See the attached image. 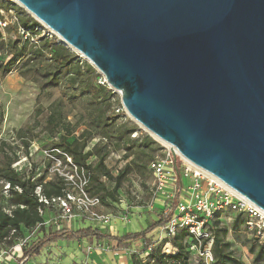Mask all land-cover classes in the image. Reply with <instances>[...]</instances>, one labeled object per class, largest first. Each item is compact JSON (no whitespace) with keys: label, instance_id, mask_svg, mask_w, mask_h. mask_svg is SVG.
Instances as JSON below:
<instances>
[{"label":"water","instance_id":"95a60500","mask_svg":"<svg viewBox=\"0 0 264 264\" xmlns=\"http://www.w3.org/2000/svg\"><path fill=\"white\" fill-rule=\"evenodd\" d=\"M125 113L264 212V0H13Z\"/></svg>","mask_w":264,"mask_h":264},{"label":"rangeland","instance_id":"374dc122","mask_svg":"<svg viewBox=\"0 0 264 264\" xmlns=\"http://www.w3.org/2000/svg\"><path fill=\"white\" fill-rule=\"evenodd\" d=\"M3 6H6L12 12V15L16 17L18 15L31 17L17 4L8 5L3 0H0V7ZM37 23L38 26L35 28V32L38 36L32 37L33 40L37 41L40 38H47L63 46L56 36L48 32L46 33L43 25L39 22ZM1 35L2 39L0 42L3 43L12 40L14 37L11 31H4V37L2 33ZM31 43L33 42L31 41ZM71 52L76 55L81 63L86 62L89 64L79 54ZM7 59L8 56L4 47H0V63L3 65ZM23 60L7 74L3 75L0 71V141H5L12 148L11 151L7 150L11 158L13 154L22 157L24 149L21 141L17 138L16 131L18 129H25L26 126L37 124L32 131L33 137L29 144V147L36 150L30 159L31 170L27 172L31 173L35 178L44 177V181H51L58 176L53 171L54 166L51 167V163L44 156V151L50 148L49 145L51 143L50 137L42 131L44 127L43 117L46 115V111L35 119V110L40 107L45 110L51 102L60 101L63 114L67 117V120L72 124H79L76 131V135H78L85 129L84 123L86 119L80 120V117L85 115V111L89 108L90 103L83 98L81 92L74 91V89H66L64 79H66L68 73L64 74L57 86H47L43 93L39 95L38 83L25 81L18 74ZM82 71L84 72L85 70L82 69ZM94 71L98 75L94 80V84L99 86L103 82V77L95 69ZM85 80L87 81V79ZM108 90L111 91L109 100L110 110L106 116L113 117L115 133L112 134V139H107L109 154L104 163L112 175H116L125 165L129 166V169L120 188L117 190L115 202L107 198L104 203H101L99 211L110 217V225L105 229V233L108 236L117 237L129 232L127 226L131 222L137 223V231H143L151 223L157 222L159 219L163 220V215L158 209L161 205L162 197L154 194L152 186L154 181L153 176L143 164L147 159L149 150L144 149L145 147H140V145L148 137L154 143L150 144V148L152 149L151 154L155 155L163 150L164 143L154 138L148 132H143L141 130L142 127L131 120V118H128L126 113L116 114L114 110L121 106L119 93L110 88ZM70 97L73 98L70 99ZM135 133H137V136L132 138L131 136ZM29 136L31 137V134ZM105 143L106 140L102 141V135L97 134L88 140L87 149L92 148L95 144L100 145ZM87 162L93 163L95 162V158L92 156ZM188 185L189 180L185 179L181 192L182 197L181 195L179 197L183 202L186 200L187 193L185 192V188ZM105 186L107 190H111L113 183L106 181ZM8 203L9 195L4 193L3 189L0 188V207H2L5 213L8 211ZM137 207H141V209H136ZM235 216L236 214L232 212L221 213L216 215L212 221H217L220 226L227 229V241L230 243V248L240 263L253 264V254L249 251L251 245L256 249V245L251 242L252 232L243 224H239L236 230L231 228V223ZM115 220L119 221L120 225H123L121 226L123 227L122 229L117 230L113 226L116 225ZM90 224H92L91 221L81 218L69 223L65 222V226L54 228V231L60 229L76 231L87 228ZM40 237V233L31 230L24 232L21 237L12 238L11 240L7 239L6 242L0 243V264H61L64 259L68 258L70 253L74 254V259L71 260V263L74 261H85L86 259L89 261V264L131 263V253L129 251H117L113 242L104 245L103 243L95 242L93 239H85L79 242H57L56 244L45 245L39 257H32L26 261L22 260L23 251L35 243L37 239L39 240ZM145 241L147 242L143 243L141 240L134 241L129 248L132 251H136L133 254L138 256L141 264H147V259L149 258L148 247L150 246L152 248H160L166 254L174 252L168 242L165 227L156 228L145 237ZM187 242L188 246L192 245L191 241L188 240ZM110 247H112L111 251H105L106 248ZM189 263L203 264V259L197 250L189 251Z\"/></svg>","mask_w":264,"mask_h":264},{"label":"trees","instance_id":"16d2710c","mask_svg":"<svg viewBox=\"0 0 264 264\" xmlns=\"http://www.w3.org/2000/svg\"><path fill=\"white\" fill-rule=\"evenodd\" d=\"M4 3L13 5L9 1H4ZM0 10L9 17L10 10L6 6L0 7ZM37 26L38 23L31 17L18 15L16 21L4 29L7 32L11 31L14 37L6 43L0 42V47H4L8 56L3 65L0 63V71L3 75L7 74L24 59L18 74L25 81L38 83L39 95L43 93L47 86H57L64 74L68 73L66 79H64L66 89L81 92L83 98L90 103L85 115L80 117V120L86 119L85 129L76 135L79 124H72L67 120V117L63 114L60 101L51 102L45 110L42 107L36 109L34 118H38L46 111V115L43 117L44 127L42 131L51 139L49 149H57L68 155L74 165L87 173L89 181L86 190L90 195H98L101 203H104L107 198L115 202L117 190L126 177L129 166L125 165L116 175H112L104 163L109 154L107 139H112V134L115 133L113 117L106 116L110 110L111 91L108 90L107 86H96L94 80L98 75L91 65L86 62L81 63L76 55L64 45L56 44L47 38H40L31 43L30 38L38 36L35 32ZM18 28L27 31L31 37L23 39L18 34ZM1 36L0 31V40L2 39ZM82 69L85 71L83 72ZM35 125H29L25 129L16 131L17 138L21 141L24 151L29 148L32 141V131ZM29 134H31V137ZM97 134L102 135V141L106 140V143L95 144L92 148L87 149L88 140ZM150 144L154 143L146 137L140 145V147L149 150L147 159L143 163L147 169L154 156L151 154ZM7 150L11 151L12 148L5 141H0V183H7L10 188L8 192V210L10 214L5 213L0 207V243L6 242L7 239L21 237L24 232L31 231L42 223L43 218L37 213L38 203L33 195L36 185L42 186V191L46 196L60 195L63 188L60 177L51 181H44V177H37L31 182V176L30 179H25L16 174L11 165L17 159V155L13 154L11 158ZM92 156L95 158V162L88 163L87 160ZM106 181L113 183L111 190H107ZM15 187L20 192L14 191ZM0 188H2L1 185ZM170 217L171 213H168L163 216L162 221L159 220L149 225L147 229L139 233H127L121 237L102 235L90 228L73 232L65 230L49 232L23 251L22 260L26 261L39 256L45 244L57 241H81L92 238L99 241L107 239L114 241L118 250H127L134 240L141 239L142 242H147L145 241L146 235L156 228H162ZM245 222V217L242 214H236L231 223V228L236 230L239 224L245 225ZM38 228H40V231L42 230V226ZM208 230L212 238V264H242L230 248V243L226 238L227 229L220 226L217 221H211ZM188 240L193 243L187 233L176 234L168 240L174 252L166 254L160 248L155 247L149 252L147 264H190ZM251 242L256 245V249L252 245L249 247L250 253L253 254V264H264V241L259 242L252 233ZM130 259V264H141V260L136 254H131Z\"/></svg>","mask_w":264,"mask_h":264},{"label":"built area","instance_id":"2783aa9c","mask_svg":"<svg viewBox=\"0 0 264 264\" xmlns=\"http://www.w3.org/2000/svg\"><path fill=\"white\" fill-rule=\"evenodd\" d=\"M3 1L16 4L13 0ZM15 21L16 16L12 15L11 11H9L8 17L0 10V31L3 37L4 29ZM43 28L47 33L48 29L45 26ZM18 34L23 39L30 38L29 33L21 28H18ZM30 41L36 42L32 38H30ZM101 85L108 87L104 78ZM114 112L116 114L125 113L121 106L115 109ZM126 116L129 118L127 114ZM141 130L147 133L143 128ZM136 136L137 133L131 137L135 138ZM171 149L170 146L164 144L163 150L155 154L148 164V169L154 180L152 185L154 194L162 197V205L158 209L163 216L171 213V217L162 227H165L168 240L178 233H187L193 241L188 250H197L203 259V264H212V238L208 230L210 222L216 215L232 212L242 214L246 220V228L255 235L259 242H263L264 212L218 179L194 167L174 151L180 171V177L178 178L173 168ZM35 150L29 147L24 151L22 157L17 155V159L11 165L12 170L23 178L30 179L31 176V182L34 181L35 177L27 171L31 170L30 159ZM44 156L51 163V167L54 166L53 171L61 178L63 188L60 195L46 196L42 191L41 185L34 187L33 195L38 203L37 213L43 218V221L33 230L37 231L39 226L47 225H53L57 228L60 227L61 222L69 223L81 218L107 228L110 225V217L99 211L101 207L100 197L98 195H90L86 190L89 181L87 173L74 165L68 155L57 149L45 150ZM185 179L189 180V185L185 188L187 193L185 202L180 200L176 203L174 201L168 203L167 200H172L173 196L166 191V188L170 186L176 191L178 187L180 190L182 185L183 189ZM0 185L3 192L8 194L9 185L7 183H0ZM14 191L20 192L17 187L14 188ZM6 213L10 214V211L8 210ZM129 248L127 251L131 254L136 252ZM109 249L106 248L105 251ZM151 249H153L151 246L148 247L149 252ZM74 264H89V261L86 259Z\"/></svg>","mask_w":264,"mask_h":264},{"label":"crops","instance_id":"0c3cea01","mask_svg":"<svg viewBox=\"0 0 264 264\" xmlns=\"http://www.w3.org/2000/svg\"><path fill=\"white\" fill-rule=\"evenodd\" d=\"M180 186V185H179ZM166 191L170 194V195H172L173 196V198H172V200L170 199V200H167V202L168 203H170V201H174V203H176L177 201H180V200H182V199H180L179 197H180V195H181V197H182V185H181V188H180V190H179V187L177 188V190L176 191H174L170 186H168L167 188H166ZM187 197V196H186ZM156 201V200H155ZM162 201V200H161ZM161 203V202H160ZM162 205V204H161ZM160 205V206H161ZM136 209H141V207H137ZM159 220H161V219H159ZM158 220V221H159ZM116 221V225H113L117 230L118 229H122L123 227H121V226H123L122 224L120 225V223H119V221H117V220H115ZM157 221V222H158ZM154 223H156V222H154ZM139 224V223H138ZM151 224H153V223H151ZM150 224V225H151ZM120 225V226H119ZM62 226H65V223L64 222H61L60 223V227H62ZM69 227V226H68ZM137 223H135V222H131V224L129 225V226H127V230H129V232H126V233H124V234H127V233H139V232H141V231H137ZM54 228H55V226H53V225H47V226H43L42 227V230L40 231L39 229L40 228H38L37 229V232L38 233H40V235H41V237L39 238V239H42L45 235H47L49 232H55V231H61V230H65V231H70V232H73L72 230H66V229H60V230H55L54 231ZM87 228H90L91 230H94V231H97V232H99V233H101L102 235H107L106 233H105V227H103L102 225H99V224H96V223H92V224H90V226H88ZM148 228V227H147ZM147 228H145V229H147ZM84 229H86V228H84ZM144 229V230H145ZM78 230H81V229H78ZM155 230V229H154ZM153 230V231H154ZM77 231V230H76ZM151 233V232H150ZM149 233V234H150ZM124 234H122V235H119V236H117V237H121V236H123ZM148 235V234H147ZM146 235V236H147ZM114 237H116V236H114ZM95 242H99V243H103L104 245L106 244V243H111V242H113L114 244H115V248H116V250L117 251H120V250H118L117 249V245H116V243L114 242V241H109V240H107V239H102V240H95L94 238H92ZM83 240H85V239H83ZM88 240H91V239H88ZM141 239H139V240H134L135 242H137V241H140ZM37 241H38V239H37ZM36 241V242H37ZM82 241V240H81ZM133 241V242H134ZM58 243H60V242H74V241H57ZM57 242H54V243H48V244H45V245H52V244H56ZM76 242H79V241H76ZM132 243V242H131ZM131 243H130V245H131ZM44 245V246H45ZM44 246H43V248H44ZM130 247V246H129ZM43 248H42V250H43ZM111 248L112 247H110V249L108 250V251H111ZM41 250V251H42ZM41 251H40V253H41ZM121 251H126V250H121ZM55 253H57V252H55ZM39 256H40V254H39ZM39 256H37V257H39ZM74 259V254L72 253H70V255L68 256V258H66V259H64L63 261H62V263L61 264H74V263H77L76 261H74V262H72L71 263V260H73ZM130 264V263H129Z\"/></svg>","mask_w":264,"mask_h":264},{"label":"bare ground","instance_id":"6f19581e","mask_svg":"<svg viewBox=\"0 0 264 264\" xmlns=\"http://www.w3.org/2000/svg\"><path fill=\"white\" fill-rule=\"evenodd\" d=\"M47 29H48V28H47ZM48 32H49L50 34L56 36V37L59 39V41H61V39H60L57 35H55L50 29H48ZM61 43H62L64 46H66V48H68L69 50H71V51H73V52L76 53L75 50H73L70 46L66 45L63 41H61ZM77 54H78V53H77ZM79 55H80V54H79ZM80 56H81V55H80ZM154 138H155V137H154Z\"/></svg>","mask_w":264,"mask_h":264}]
</instances>
